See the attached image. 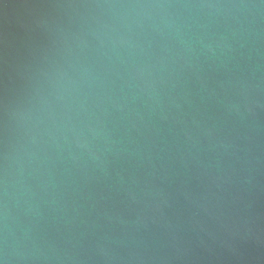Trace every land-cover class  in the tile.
<instances>
[{"label": "water", "instance_id": "water-1", "mask_svg": "<svg viewBox=\"0 0 264 264\" xmlns=\"http://www.w3.org/2000/svg\"><path fill=\"white\" fill-rule=\"evenodd\" d=\"M0 264H264V0H0Z\"/></svg>", "mask_w": 264, "mask_h": 264}]
</instances>
